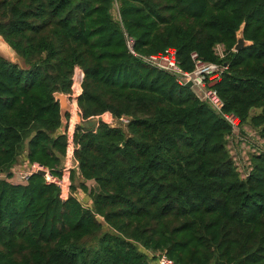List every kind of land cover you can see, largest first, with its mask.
I'll use <instances>...</instances> for the list:
<instances>
[{"label":"trees","instance_id":"trees-1","mask_svg":"<svg viewBox=\"0 0 264 264\" xmlns=\"http://www.w3.org/2000/svg\"><path fill=\"white\" fill-rule=\"evenodd\" d=\"M0 35L25 65L0 55V173L22 156L60 177L70 139L86 196L74 170L65 198L38 173L0 178V264H264V146L241 175L223 116L264 142V0H0ZM168 48L183 71L192 52L226 65L221 112L140 57ZM73 90L82 125L56 136L53 93ZM108 114L130 121L85 126Z\"/></svg>","mask_w":264,"mask_h":264},{"label":"built area","instance_id":"built-area-1","mask_svg":"<svg viewBox=\"0 0 264 264\" xmlns=\"http://www.w3.org/2000/svg\"><path fill=\"white\" fill-rule=\"evenodd\" d=\"M113 14L115 18L119 19L118 5L116 2L113 6ZM132 44V39L127 37V46L130 52L136 55L132 50ZM216 53L219 55V57H223L224 48L222 45L216 46ZM140 57L145 63L149 64L150 66L176 75L178 82L182 85H184L188 81H191L192 90L193 88H196L199 92H201L203 94V99H201L202 97L200 98V96H198L197 93L194 92L196 96L201 100H206L215 110L221 112L223 103L217 95V92L212 88V85L217 80H219L221 74L226 69L225 64L222 65L219 63L203 62L198 58L195 52H192L191 59L194 62V69L192 71H183L177 63L176 51L173 48H168L163 53H156ZM223 116L231 124L233 129L238 128V118L231 114H223ZM100 118L104 122L119 127L126 126L130 121V117H127L125 115L119 116L118 118H113L110 114H108L107 116L104 115L101 117H96V120L98 121ZM73 151L74 144L69 139L66 156L61 168L60 177L51 173L48 168L38 163L26 162L23 166L18 167L17 169L13 165L10 168L9 172L6 174L0 173V178H6L12 183H25L33 173H37L38 171L43 170L45 172V174L43 175L45 182L56 184L62 190V197L65 198L70 193V171L73 170L75 166H77V162L73 158ZM151 255L154 256L153 254ZM155 257L157 264H174V262L170 258H168L165 253L157 254Z\"/></svg>","mask_w":264,"mask_h":264},{"label":"rangeland","instance_id":"rangeland-1","mask_svg":"<svg viewBox=\"0 0 264 264\" xmlns=\"http://www.w3.org/2000/svg\"><path fill=\"white\" fill-rule=\"evenodd\" d=\"M0 55L14 63L19 64L21 67L25 66L22 59L18 55H16L12 50H10L9 48H6L5 46L0 45ZM193 91L197 93V95L200 96V98L202 97L201 99H203V94L201 92H199L196 88L195 89L193 88ZM76 93L77 92L73 90L72 93L68 94L69 103L72 104V100L74 98L76 99V96H77ZM257 112H258L257 110H253L251 114H255ZM78 113L79 111L77 109V114ZM67 115H66L67 124L65 128L66 129L70 128L74 130V127L78 125L77 124L78 121L74 120L71 126V122H70L71 113H68ZM80 121L81 123L83 122L82 118ZM96 121L97 120L95 117L94 119H92V121H89V123H86L85 126L91 127V122L95 123ZM263 146H264V142L260 138L257 130L254 127H252L249 122L244 123L242 127L235 128L233 130V133L227 138V147L241 175L245 173V171L247 170V167L249 166L250 154L254 152H258L261 148H263ZM25 163L26 162L22 160V156H20L14 166L17 169L18 167L23 166ZM79 180L80 179L78 175H76L74 181L72 182V186L74 187L73 194L77 195L84 202L86 196L84 195L83 197L82 196L83 194L82 195L80 194L81 191L78 186L80 182ZM69 182L71 185L70 176H69ZM86 184L88 188H94V182L88 181ZM69 190L71 191L70 187H69Z\"/></svg>","mask_w":264,"mask_h":264},{"label":"water","instance_id":"water-1","mask_svg":"<svg viewBox=\"0 0 264 264\" xmlns=\"http://www.w3.org/2000/svg\"><path fill=\"white\" fill-rule=\"evenodd\" d=\"M249 44H251V42L247 41L243 36V25H242L236 33V43L234 44L232 49H233V51L237 52ZM0 45L5 46L6 48H9L10 50H12L15 53V51L8 45V43L3 39V37L1 35H0ZM184 86L187 88H191L192 82L188 81L184 84ZM53 97L59 103L60 126L58 127V129L56 130V133H55V135L58 136L61 134H65V132H66V128H65V126L67 124L66 115L68 113H71L72 104L69 103L68 94H65L62 92H54ZM76 120L78 121L77 124L81 126L82 123L80 121L81 120L80 113H78V114L76 113ZM73 170L79 176L78 165L75 166ZM37 173L41 176H43L45 174V172L43 170H40ZM96 220L98 223L101 224L103 231H106L108 229V225L106 224V222L104 221V219L102 217L96 216Z\"/></svg>","mask_w":264,"mask_h":264},{"label":"bare ground","instance_id":"bare-ground-1","mask_svg":"<svg viewBox=\"0 0 264 264\" xmlns=\"http://www.w3.org/2000/svg\"><path fill=\"white\" fill-rule=\"evenodd\" d=\"M76 113H77V110L74 108V106L72 105V110H71V116L73 117V118H75V120H76Z\"/></svg>","mask_w":264,"mask_h":264},{"label":"crops","instance_id":"crops-1","mask_svg":"<svg viewBox=\"0 0 264 264\" xmlns=\"http://www.w3.org/2000/svg\"><path fill=\"white\" fill-rule=\"evenodd\" d=\"M81 195H82V194H81ZM82 196L84 197V195H82ZM83 197H82V198H83Z\"/></svg>","mask_w":264,"mask_h":264}]
</instances>
